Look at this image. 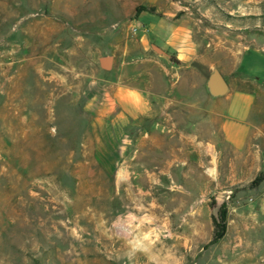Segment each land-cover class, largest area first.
<instances>
[{
	"label": "rangeland",
	"instance_id": "obj_1",
	"mask_svg": "<svg viewBox=\"0 0 264 264\" xmlns=\"http://www.w3.org/2000/svg\"><path fill=\"white\" fill-rule=\"evenodd\" d=\"M159 20L191 29L189 67ZM206 42L264 48V0H0V264H264V117L223 145ZM118 90L171 103L132 117Z\"/></svg>",
	"mask_w": 264,
	"mask_h": 264
},
{
	"label": "crops",
	"instance_id": "obj_2",
	"mask_svg": "<svg viewBox=\"0 0 264 264\" xmlns=\"http://www.w3.org/2000/svg\"><path fill=\"white\" fill-rule=\"evenodd\" d=\"M171 15L165 14V20H168V16ZM148 30H156L159 39L163 40L165 46L175 56L181 67H189L197 60L199 43L193 39L191 29L184 22L159 20L156 23H151ZM206 46L209 47V50L202 56L209 59V63H207L209 73L213 68H216L229 87V91L225 96L212 102L213 107L209 112L216 116L218 134L223 145L233 152L241 153L246 150L252 137L253 123L264 117V48H260L259 45L256 47L243 46L237 55L236 52L213 42H206ZM232 56L234 62H229L228 59H232ZM231 74L234 75L233 82L228 81L226 78L227 75ZM177 81H174L170 86L171 91L177 88ZM113 98L121 105L122 111L128 114L132 113V117L141 112L143 115L149 116L151 120L153 116L165 108V105L171 103V100L164 102V99L167 100L165 96L151 90L142 91L141 94L136 91L135 94L126 92L124 96L118 90ZM123 98L125 100L120 101ZM155 124L149 123L148 128L154 129ZM142 139L148 141L150 145H155L154 147L158 151H165L161 148L163 144L156 141V145L152 137L145 136ZM135 142H137V139L129 141L128 144L135 145ZM129 153L130 158H128V161H132L136 154L142 153V151L139 152L138 149H133L132 153ZM126 167L129 168V165H126ZM212 170L213 172H211ZM145 171L149 172L146 169ZM207 172L210 176H213L214 169L211 168ZM259 200L264 203V193Z\"/></svg>",
	"mask_w": 264,
	"mask_h": 264
},
{
	"label": "water",
	"instance_id": "obj_3",
	"mask_svg": "<svg viewBox=\"0 0 264 264\" xmlns=\"http://www.w3.org/2000/svg\"><path fill=\"white\" fill-rule=\"evenodd\" d=\"M152 49L155 50L157 53L165 54V52L156 46L152 45ZM100 66L104 70H110L112 66V58L111 57H103L100 58ZM205 92L207 96L210 99H217L220 97L225 96L228 91L229 87L224 79V77L221 75V73L216 69L213 68L211 72L209 73L206 82L204 84Z\"/></svg>",
	"mask_w": 264,
	"mask_h": 264
},
{
	"label": "trees",
	"instance_id": "obj_4",
	"mask_svg": "<svg viewBox=\"0 0 264 264\" xmlns=\"http://www.w3.org/2000/svg\"><path fill=\"white\" fill-rule=\"evenodd\" d=\"M175 63L176 64H179V62L177 61V60H175ZM259 180V178L257 179V181ZM221 219L223 220L224 219V217H225V213H224V211L223 210H221Z\"/></svg>",
	"mask_w": 264,
	"mask_h": 264
},
{
	"label": "bare ground",
	"instance_id": "obj_5",
	"mask_svg": "<svg viewBox=\"0 0 264 264\" xmlns=\"http://www.w3.org/2000/svg\"><path fill=\"white\" fill-rule=\"evenodd\" d=\"M211 172H213V170H212ZM212 174H213V173H212Z\"/></svg>",
	"mask_w": 264,
	"mask_h": 264
}]
</instances>
